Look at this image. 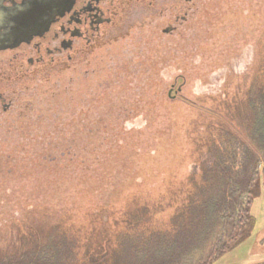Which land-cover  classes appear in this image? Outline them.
Segmentation results:
<instances>
[{
	"label": "rangeland",
	"instance_id": "rangeland-1",
	"mask_svg": "<svg viewBox=\"0 0 264 264\" xmlns=\"http://www.w3.org/2000/svg\"><path fill=\"white\" fill-rule=\"evenodd\" d=\"M120 16L72 59L23 74L5 62L29 48L0 51L12 70L0 81L11 100L0 107V251L58 226L87 264H130L136 237L190 200L192 165L264 79V0H138ZM260 185L254 230L214 264H264Z\"/></svg>",
	"mask_w": 264,
	"mask_h": 264
},
{
	"label": "trees",
	"instance_id": "trees-1",
	"mask_svg": "<svg viewBox=\"0 0 264 264\" xmlns=\"http://www.w3.org/2000/svg\"><path fill=\"white\" fill-rule=\"evenodd\" d=\"M245 106L243 113L237 109L234 128L220 129L213 148L192 165L191 173L201 178L187 204L167 227L136 237L138 253L130 264H214L251 235V208L264 177V79ZM35 238L18 251H0V264L88 263L79 257V241L66 229L56 226Z\"/></svg>",
	"mask_w": 264,
	"mask_h": 264
},
{
	"label": "flooded vegetation",
	"instance_id": "flooded-vegetation-1",
	"mask_svg": "<svg viewBox=\"0 0 264 264\" xmlns=\"http://www.w3.org/2000/svg\"><path fill=\"white\" fill-rule=\"evenodd\" d=\"M56 1V2H55ZM50 15L42 17L40 24L32 30L23 24L16 28L21 33L14 42L6 44V40L0 43V51H18L21 47H28L24 54H14L7 59L5 64L10 68L19 66L21 73L28 71L24 65L31 68H41L48 64L62 60L60 53L65 51L63 59H72L75 52L88 48L92 43L105 33V30L121 18L125 6L130 7L138 0H55ZM147 4H153L155 0H141ZM50 0H0V16L4 20V28L0 30L8 36L17 18L7 15L12 11L16 17H20V8L26 4L33 6L50 5ZM28 32V33H27ZM25 59H20L24 58ZM0 63V81L6 77L11 78L12 70L4 69ZM11 104L3 92H0V107L6 111Z\"/></svg>",
	"mask_w": 264,
	"mask_h": 264
},
{
	"label": "water",
	"instance_id": "water-1",
	"mask_svg": "<svg viewBox=\"0 0 264 264\" xmlns=\"http://www.w3.org/2000/svg\"><path fill=\"white\" fill-rule=\"evenodd\" d=\"M50 1H51L50 5L45 4L43 6H33L32 4L31 6H29V4H26L24 7L20 8V13L22 14L20 17L14 16L12 14V11L10 10V13L7 15V17L10 16L13 18H17V22L13 24L12 29L8 31L9 39L7 37V34L0 30V43L6 40L7 41L6 44H10L14 42L13 40H15L16 38H19L21 33H17L15 30L17 27L23 24L28 28V31L37 27L40 24L41 22L40 20H42L43 16L47 18L50 15V12H51V9L54 3L53 1L55 0H50ZM4 17L6 16H3V17L0 16V23L3 24V26H4V20L2 18ZM3 26H1V28H4ZM2 45L3 46H0V48L4 47V44Z\"/></svg>",
	"mask_w": 264,
	"mask_h": 264
}]
</instances>
